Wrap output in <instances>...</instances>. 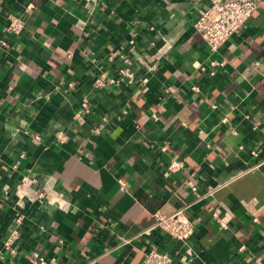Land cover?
<instances>
[{
  "label": "crops",
  "instance_id": "0c3cea01",
  "mask_svg": "<svg viewBox=\"0 0 264 264\" xmlns=\"http://www.w3.org/2000/svg\"><path fill=\"white\" fill-rule=\"evenodd\" d=\"M209 5L0 0V38L12 16L24 21L0 44V264H31L34 252L51 264H142L151 246L173 264H264V0L218 51L194 26ZM118 50L138 77L141 60L159 67L145 85L97 90L102 67L123 65L109 58ZM173 157L185 169L164 176ZM24 176L45 199L19 198ZM181 207L196 227L184 243L154 227L155 212Z\"/></svg>",
  "mask_w": 264,
  "mask_h": 264
},
{
  "label": "built area",
  "instance_id": "2783aa9c",
  "mask_svg": "<svg viewBox=\"0 0 264 264\" xmlns=\"http://www.w3.org/2000/svg\"><path fill=\"white\" fill-rule=\"evenodd\" d=\"M262 0H210L208 8L202 10L194 23L195 30L201 35L203 40L208 44L211 50L218 51L234 34L239 32L247 23L251 15L257 10ZM32 5L27 6L26 10L32 9ZM24 28L23 18L12 16L10 22L5 26L3 36L0 38V44H7V36L11 34H19ZM119 57L123 65L119 68L117 75L102 67L100 73L94 81V88L97 90L110 89L114 85L128 83L133 85H145L148 82L149 74L155 72L159 67V62L155 59L141 60L146 69V75L138 77L133 69V57L123 51L112 52L110 59ZM219 64L220 62H214ZM1 66V62H0ZM197 90V86H193ZM216 107V105H213ZM91 98L85 94L81 100L80 114L87 115L91 112ZM99 132V130H97ZM185 159L173 157L171 161L163 169L164 176H170L173 173L180 172L185 169ZM197 173L191 172L187 183L191 190H198ZM35 178L24 176L18 186L19 198H46L48 194L44 191H32L31 184L36 183ZM119 188L122 191L127 190V180L124 177L118 178ZM37 193V195H35ZM185 207L177 208L172 212L154 213V227L169 234L176 242H187L195 233L196 227L194 220L187 214ZM214 217L218 219L219 210L214 211ZM23 218V214L18 212V222ZM19 237L17 226L13 227L5 241V249L9 258L13 259L17 256L18 248L15 244ZM6 257L0 254V259ZM174 259L169 251L160 250L155 246H151L145 250L142 264H173ZM31 264H51L44 256L37 252L33 253Z\"/></svg>",
  "mask_w": 264,
  "mask_h": 264
}]
</instances>
